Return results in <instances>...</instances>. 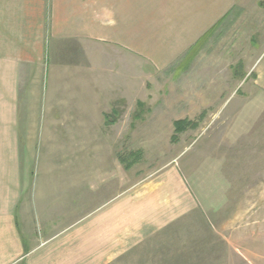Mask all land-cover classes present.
I'll return each instance as SVG.
<instances>
[{
  "label": "crops",
  "instance_id": "obj_1",
  "mask_svg": "<svg viewBox=\"0 0 264 264\" xmlns=\"http://www.w3.org/2000/svg\"><path fill=\"white\" fill-rule=\"evenodd\" d=\"M246 3L0 0V264H187L199 202L173 162L119 171L110 129L145 68L169 67ZM252 70L237 121L256 125L264 50Z\"/></svg>",
  "mask_w": 264,
  "mask_h": 264
},
{
  "label": "rangeland",
  "instance_id": "obj_2",
  "mask_svg": "<svg viewBox=\"0 0 264 264\" xmlns=\"http://www.w3.org/2000/svg\"><path fill=\"white\" fill-rule=\"evenodd\" d=\"M263 50L264 0H247L169 67L145 68L132 109L115 111L119 171L136 180L173 162L199 202L196 227L186 228L180 248L187 264H264L260 97L259 123L250 114L237 121L243 100L255 101L252 69ZM185 118L197 125L174 134L173 121Z\"/></svg>",
  "mask_w": 264,
  "mask_h": 264
},
{
  "label": "trees",
  "instance_id": "obj_3",
  "mask_svg": "<svg viewBox=\"0 0 264 264\" xmlns=\"http://www.w3.org/2000/svg\"><path fill=\"white\" fill-rule=\"evenodd\" d=\"M218 23H216L211 29H209V31H207L199 41H201L203 38H205L215 28V26ZM196 125H197V120H190V119H186V118L175 120V121H173L174 134H178L180 132H183L187 128H191V127H194Z\"/></svg>",
  "mask_w": 264,
  "mask_h": 264
}]
</instances>
